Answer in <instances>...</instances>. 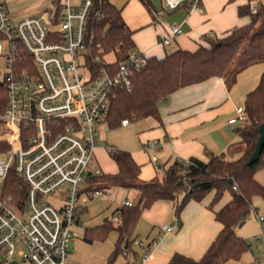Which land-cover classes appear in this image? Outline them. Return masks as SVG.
<instances>
[{"label": "built area", "instance_id": "1", "mask_svg": "<svg viewBox=\"0 0 264 264\" xmlns=\"http://www.w3.org/2000/svg\"><path fill=\"white\" fill-rule=\"evenodd\" d=\"M184 1L165 0V5L175 9ZM92 3L81 0L72 7L64 0L58 15L43 11L16 19L7 0H0V38L7 40L3 80L8 92L0 121L8 128L9 153L7 161H0V180L14 168L27 186L25 198L23 192L14 198L4 186L0 191V264H66L88 199L109 194L87 180L102 173L96 161L97 125L106 120L114 89L131 88L133 70L144 65L147 55L135 49L117 67L92 69L85 39ZM258 7L251 0V10ZM190 8L202 10L201 0H190ZM181 32V26L174 24L160 35L159 43L169 45ZM4 51L0 42V55ZM247 120L245 107L239 106L229 123ZM129 123V118L122 120V125ZM158 145L159 141L149 140L142 149ZM106 148L110 151L112 146ZM132 204L128 198L119 201L111 219L117 221L121 207ZM164 228L171 231L175 225ZM19 241L25 246L18 251L20 260L15 257ZM135 244L145 245L140 239ZM148 254L146 250L141 260ZM252 264H264V248Z\"/></svg>", "mask_w": 264, "mask_h": 264}, {"label": "trees", "instance_id": "2", "mask_svg": "<svg viewBox=\"0 0 264 264\" xmlns=\"http://www.w3.org/2000/svg\"><path fill=\"white\" fill-rule=\"evenodd\" d=\"M140 1L152 14L157 12L153 0ZM250 2L239 7V14L250 16L249 22L235 26L221 36L203 35L194 50L178 47L173 51L167 50L163 56L147 55L144 65L133 70L131 88L114 89L106 116L109 125H122L124 118H160L161 102L178 89L213 76L224 78L227 87L231 88L243 70L264 62V5L253 11ZM182 4L188 6L190 0ZM63 7V0H53L49 10L58 15ZM122 12L123 7L112 0H93L85 39L87 60L95 71L102 66L117 67L136 49L134 31ZM110 53L115 55L113 60L106 59ZM97 56L102 61L96 59ZM7 106L8 92L3 78H0V114ZM244 107L248 120L235 128L239 137L237 141L218 154L209 153L206 160L176 157L167 165L162 178L141 180L142 165L133 153L112 146L108 152L117 170L89 175L87 180L99 189H106L111 184L136 189L140 196L131 206L121 207L117 221L106 219L102 224L85 227L83 239L88 242L104 240L112 230H116L119 235L108 263L122 253L127 256L129 264H140L145 252L141 254L133 247L136 239L133 233L145 208L159 199L171 200L180 224L181 211L190 200L201 201L213 192L209 207L222 224L221 230L200 258L176 252L167 264H223L240 258L250 248V242L237 232V228L246 222L253 210H257L254 197L264 199V184L255 175L264 169V147L256 161L248 162L256 149L260 126L264 123V71L258 84L247 92ZM7 148L6 139H0V151ZM3 186L6 193L14 198L20 192L25 198L27 186L14 168L10 169ZM226 193L230 194V200L215 208ZM150 245L143 246L145 251Z\"/></svg>", "mask_w": 264, "mask_h": 264}, {"label": "crops", "instance_id": "3", "mask_svg": "<svg viewBox=\"0 0 264 264\" xmlns=\"http://www.w3.org/2000/svg\"><path fill=\"white\" fill-rule=\"evenodd\" d=\"M67 1L72 7H78L81 0ZM255 1L259 6L264 5V0ZM7 2L10 14L16 19L43 11L51 12L49 9L53 5V0H7ZM153 2L157 8L155 14H152L140 0H127L122 12L125 21L134 31L136 50L146 55L165 54L166 45L160 44L159 38L174 24H179L182 32L171 40L173 45L194 50L202 41L203 35L221 36L231 28L250 21L249 15L239 14V7L247 5L249 0H201L202 10L183 4L175 9H168L165 0ZM237 83L238 80L228 88L224 78L213 76L202 82L184 86L163 100L159 106L160 118L153 117L154 119L149 121L148 126L139 132V149H131L135 159L142 165L140 177L145 180L160 177L157 168L165 171L167 165L176 157H198L206 160L209 153L218 154L237 141L239 137L235 128L239 123H229V119L237 115L239 106L245 105L246 94L249 91L246 90V83L242 85ZM149 140H157L159 145L151 150L142 149V144ZM106 145L110 144H98L96 161L102 171L115 172L117 165ZM154 154L157 156L156 160L152 159ZM255 175L264 184V169L258 170ZM127 192L119 201L125 198L134 201L132 197L134 191L127 189ZM213 194L209 193L201 201L190 200L181 211L180 224L171 200L159 199L145 208L133 233L136 239L144 241L145 244L151 243L148 256L140 264H167L176 252L200 258L222 227L215 217L214 210L209 207ZM229 200L230 194L226 193L215 208L221 207ZM261 206L255 210L259 228L251 232L244 230L242 234L247 240V237H253L259 245L250 243V248L240 258L234 259L238 264H252L262 254L264 220L260 217H264V202ZM87 210L88 205L83 213ZM259 210L263 214H260ZM245 223L238 228H242ZM164 225H175V228L167 231ZM80 226L81 216L73 236H79ZM82 231L83 236L84 229ZM118 235L116 230H112L104 240L88 242L83 237L77 239L71 243L69 264H106L115 248ZM133 247L141 254L145 252V247L141 245L134 244ZM110 264L129 262L127 256L121 253Z\"/></svg>", "mask_w": 264, "mask_h": 264}, {"label": "rangeland", "instance_id": "4", "mask_svg": "<svg viewBox=\"0 0 264 264\" xmlns=\"http://www.w3.org/2000/svg\"><path fill=\"white\" fill-rule=\"evenodd\" d=\"M112 1L115 4H117L119 7H123L124 4L127 2V0H112ZM0 42L4 45L5 48L3 55H0V78H3L4 73L6 71L7 58L5 54L7 53L6 51L7 40L5 38H0ZM166 48L168 51H173L177 47H175L171 42V44L166 45ZM114 58L115 55L113 53L106 55L107 60H113ZM263 71H264V62H260L255 65H252L247 69L243 70L239 74L238 83L240 85L246 83V90H251L258 84ZM152 119L154 118L153 117H146L140 119L130 118V123L128 125L118 124L115 126H110L106 120L101 123H98L97 127L99 131L98 134L99 144H104V143L110 144L114 147L130 150V151L132 148L139 149L140 147L139 132L142 129H144L146 126H148L149 121ZM7 137H8L7 125L3 121H0V139H5ZM8 158H9V153L7 151L5 150L0 151V161H7ZM157 169L158 171H160V177H155L152 179L162 178V174H164L163 169L160 167H158ZM141 180H145V179L141 178ZM86 184L87 183H83L84 186H86ZM3 185H4V181L0 180V191L2 190ZM92 187H96V185L94 184L92 185ZM101 190H104V188H102ZM106 191L109 192L107 196L100 195L88 199V210L87 212L81 215V226H80L79 236H72L70 240L71 243L83 237L82 230L85 227L99 225L106 218L111 219L112 214L118 205L119 199H121L124 193L127 192V188L119 184H111L108 187H106ZM132 191H134V195L132 197L134 198V200H138L140 196L139 191L136 189H132ZM83 196H85V194ZM263 202L264 199L262 197L260 196L254 197V204L259 209L262 207L261 203ZM258 212H260V214H263L261 210H259ZM258 228H259V224L257 220V212L253 210L249 215V217L247 218L245 225L242 228H237V232L240 235H242L244 230H246V232H251ZM251 234L253 236V233ZM247 238L252 245L255 246L259 245V244L257 245V242L253 237L250 236ZM24 248L25 246L22 241L17 242L16 254H15L16 259L19 260L21 259L20 255L18 254V251L23 250ZM70 260L71 258L67 259L68 264ZM106 264H108V261H106ZM223 264H238V262L232 259Z\"/></svg>", "mask_w": 264, "mask_h": 264}, {"label": "water", "instance_id": "5", "mask_svg": "<svg viewBox=\"0 0 264 264\" xmlns=\"http://www.w3.org/2000/svg\"><path fill=\"white\" fill-rule=\"evenodd\" d=\"M259 131H260V136H259V139H258V142L256 145V149L248 161L250 163L256 161L258 159V157L260 156L262 150H263V147H264V123L261 124ZM88 174H90V172Z\"/></svg>", "mask_w": 264, "mask_h": 264}]
</instances>
